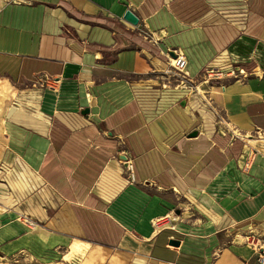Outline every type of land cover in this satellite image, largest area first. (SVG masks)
<instances>
[{
	"label": "crops",
	"instance_id": "obj_1",
	"mask_svg": "<svg viewBox=\"0 0 264 264\" xmlns=\"http://www.w3.org/2000/svg\"><path fill=\"white\" fill-rule=\"evenodd\" d=\"M218 1L0 0V78L60 85L57 94L30 89L38 94L36 117L0 136L1 185L12 198V207L1 205L8 207L0 212L3 256L256 262L241 237L258 233L264 248V152L248 173L238 165L245 138L264 133V68L234 65L255 46L264 49L263 0V12L250 19L223 14ZM128 10L137 27L124 21ZM173 50L187 58L183 75L204 94L196 89L185 106L176 100L156 115L130 111L131 87L140 85L133 83L164 78ZM213 79L225 84L216 88ZM173 211L174 228L156 232L153 221ZM8 213L36 222L18 228L6 223Z\"/></svg>",
	"mask_w": 264,
	"mask_h": 264
},
{
	"label": "rangeland",
	"instance_id": "obj_2",
	"mask_svg": "<svg viewBox=\"0 0 264 264\" xmlns=\"http://www.w3.org/2000/svg\"><path fill=\"white\" fill-rule=\"evenodd\" d=\"M214 1V0H213ZM220 1V3H219ZM215 6L219 5L221 10L222 6H225L223 14L226 13L227 16H231V13L233 15H237L238 17L242 16L243 18H254L257 16V12L259 13L263 12V9L259 7L257 9V4L261 2V0H219ZM222 3V4H221ZM259 6V5H258ZM263 7H264V0H263ZM247 26V25H246ZM245 26V27H246ZM253 29L252 27L248 28L247 31ZM148 34V33H147ZM149 38L152 36L150 34ZM239 48H237L238 50ZM258 47L255 46L252 50V55L246 56V57H239L236 59V64L234 66H240V67H246L250 69L252 66L259 65L261 68H264V49L259 50ZM169 61V60H168ZM167 61V64H168ZM204 74H202L203 76ZM166 78V79H165ZM152 82L150 83H144L143 80L134 82L133 84H140L132 86L133 95L135 96L134 102L130 107V111L133 109H149V112H152L153 115H156L163 111L165 108H167L169 105L172 104V102H177L176 100H184L186 99V96H188L192 91H195L196 89L201 93L204 94L202 91L204 88H198L200 85L199 82L195 81H189L188 78H186L182 73L176 72L173 70L169 65L167 69V73L164 76V78H153ZM160 82H166V86H164V83H158ZM164 80V81H163ZM214 80V79H213ZM183 81V83H181ZM58 82V81H57ZM167 82H170L168 84ZM210 85H213L214 87H222L225 83L223 81L214 80L210 82ZM142 84V85H141ZM180 85V87H179ZM35 87H38L40 89H44L46 91L52 92V94H57L60 91V85L56 83L53 80L49 81H41L34 80V82H29L28 84L24 85H18L14 84L12 82H9L5 80L4 78H0V136L1 134H4V131L9 129H13L15 122H26L28 119H34L36 117V110H37V99L38 94L36 91H30V89H34ZM35 99V101H34ZM153 107V108H152ZM12 116V113L17 112ZM130 113V112H129ZM220 115V114H219ZM222 116H219L218 121L219 126L223 128L225 131L226 123L223 124V121H225ZM16 130V128H15ZM232 133V132H231ZM226 136H229L227 134ZM3 141L2 138H0V142ZM245 142L247 144L246 153H244L243 157L241 158V163L238 165L241 172L248 173L249 170H251L255 163H260L261 161V153L264 152V133L255 131L252 134H250L249 137L245 138ZM122 157H126L125 154H122ZM121 162L123 165V168L125 169V173H130L128 161L126 158H121ZM132 166V165H131ZM2 164H1V154H0V212H3V215L6 213V208L12 207L11 205V197H6L8 193V189L5 186H2L1 184L3 181L5 182L7 179V176L2 173ZM128 177V175H127ZM7 205L1 206V205ZM10 205V206H9ZM181 212L183 211L180 208ZM173 213H175L173 211ZM7 222H11L12 225H16V227L20 228V226H24L27 230H32L33 225L35 224V220L31 218L30 215H25L20 219L19 216L15 217L12 216L11 213L7 214ZM176 215V213H175ZM251 231H247L241 238H243V242L246 245H249V247L256 253L255 246L257 244V239L260 236L258 233L250 234ZM250 237V240L247 238ZM44 246V244H41V247ZM79 248H76L73 252L79 251ZM45 253L42 252L41 255H34L32 253H22V254H16V256H3L0 252V264H56L60 262V256L58 257H47L43 256ZM69 256L66 257V259ZM257 262V259H256ZM256 262L254 264H256Z\"/></svg>",
	"mask_w": 264,
	"mask_h": 264
},
{
	"label": "built area",
	"instance_id": "obj_3",
	"mask_svg": "<svg viewBox=\"0 0 264 264\" xmlns=\"http://www.w3.org/2000/svg\"><path fill=\"white\" fill-rule=\"evenodd\" d=\"M172 52H174L175 57H172L170 55V53L167 54V57L169 60L168 65L173 70H175L176 72L184 74V72L186 71V68L188 66L187 58L183 54L178 53L175 50H173ZM131 169H132V166L130 165L129 170H130L131 175H132ZM131 178H134V176H131ZM176 220L177 219L175 217V214L172 213L171 215H169L167 217L158 218V219L154 220L152 225H153V228L156 232L162 231L164 229L174 228V224H175ZM247 239L250 240V237H248ZM255 249H256V254H257L256 264H264V248L262 246L256 244Z\"/></svg>",
	"mask_w": 264,
	"mask_h": 264
},
{
	"label": "water",
	"instance_id": "obj_4",
	"mask_svg": "<svg viewBox=\"0 0 264 264\" xmlns=\"http://www.w3.org/2000/svg\"><path fill=\"white\" fill-rule=\"evenodd\" d=\"M123 19H124L125 22H127L128 24H130L131 26H134V27H137L139 25V22H140L138 16L135 13H133L132 11H130V10H128L125 13ZM170 55L172 57H175L174 52H170ZM185 105H186V100H184L181 103V106H185ZM196 136H197V132H193L190 137H196ZM177 213H179V212H177ZM171 245H173L175 247H178L180 245V243L177 242V241H172Z\"/></svg>",
	"mask_w": 264,
	"mask_h": 264
}]
</instances>
